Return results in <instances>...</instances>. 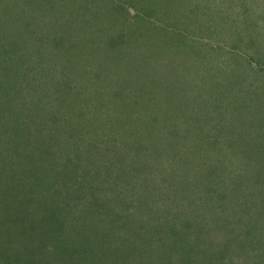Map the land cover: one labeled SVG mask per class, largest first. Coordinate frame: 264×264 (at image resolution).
Here are the masks:
<instances>
[{
    "label": "trees",
    "instance_id": "16d2710c",
    "mask_svg": "<svg viewBox=\"0 0 264 264\" xmlns=\"http://www.w3.org/2000/svg\"><path fill=\"white\" fill-rule=\"evenodd\" d=\"M64 1L12 0L11 7L0 6V255L4 256L0 264H40L39 254L50 249L46 263L48 260L54 264H224L236 245L246 255L252 254L254 264H264V227L260 226L264 223V134L257 132L255 139V132L239 134L229 124L247 105L244 92H253L249 93L252 100L261 101L264 91L241 88L233 97L226 89H219L221 79H215L212 86L204 83L195 94L184 68L201 61L202 55L195 54L198 49L186 51L191 54L192 64L182 67L178 53L171 50L170 42L164 41L165 31L155 25L158 20L163 21V12L157 17L150 8L146 12L148 19L143 17L144 25L151 27L150 34L162 36L152 40L145 37L146 48L151 42L154 52L144 49L143 53L142 49L139 59H131L128 91L134 98V119L144 123L151 139L144 143L142 136L126 134L121 138L124 144H116L113 133L118 130V123L104 119L98 123L104 134L87 139L79 136L81 144L77 148L73 144L77 134L74 128L80 122L94 120V105H107L102 93L97 100L86 98L79 103L82 97L74 91L81 82L79 74L98 66L100 72L113 71L103 68L106 54L99 52L107 47L113 55L120 49L118 43L123 42L129 22L128 10L120 3H129L137 11L143 6L142 0H72L71 7L63 6ZM159 5L162 10H174L177 3L167 0ZM60 16H65L67 23L73 19V30L67 27L63 33L58 32L53 52L40 63L42 45H47L40 41L42 35L61 29L55 25ZM91 50L95 52L90 53ZM50 58L56 59L57 66H45ZM143 66H148L147 70ZM222 69L212 70L220 76ZM199 70L209 79L214 72L206 73L203 64ZM121 79L126 80L127 76ZM61 89L65 92L62 98ZM118 90H124V86L118 84ZM64 101H68L69 108L59 110ZM73 110H77V115H72ZM199 112L214 117L208 118L203 134L209 147H213L214 163L205 164L201 159L203 150H197L187 166L191 171L181 175L189 187L177 192L175 186L163 182L167 175L174 177L183 145L190 149V133L197 123L204 122L205 116ZM120 125L130 126L125 122ZM253 126L250 129L255 131L258 127ZM85 144L86 152L94 150L103 155V163L78 174L85 162L78 153ZM128 145L129 151L122 148ZM170 150L174 158L167 161ZM161 152L166 153L165 159ZM75 158L82 164L80 169ZM156 159L158 163H154ZM238 160L246 164L241 168ZM235 164L239 165L237 169L232 167ZM247 168L253 172L247 174L248 183L244 186L237 179L246 176ZM88 175L90 178H85ZM216 176L219 184L214 188L212 178ZM251 176L254 179L250 180ZM179 182L176 180L175 184ZM192 189H197V194ZM234 194L241 198L235 200L234 206L246 215L243 220L241 216L236 219L235 213L227 209V203L229 207L231 204L229 196ZM254 199L258 206L256 215V210L251 212L242 206V200H247L243 203L246 205ZM223 201L222 211L218 205ZM90 215L100 222L94 235H87L80 228ZM123 220L127 223L112 231ZM101 226H108L112 232H101ZM78 240L85 244L79 251Z\"/></svg>",
    "mask_w": 264,
    "mask_h": 264
},
{
    "label": "rangeland",
    "instance_id": "374dc122",
    "mask_svg": "<svg viewBox=\"0 0 264 264\" xmlns=\"http://www.w3.org/2000/svg\"><path fill=\"white\" fill-rule=\"evenodd\" d=\"M134 1V0H132ZM141 0H138V2ZM142 0V6L143 8H140V5H138V9L140 8V11H137L134 7H131L129 3H120L123 5L124 8H126L127 16H128V24L125 26V33L123 42L118 43V46L120 47L119 51L116 52L118 55L117 58L115 57L113 59V55L116 56V54L112 55L107 51L106 48H100L99 53H105L106 58L103 68L105 69H113L110 73L106 74L104 70L101 72L99 71L101 69L100 66H98L95 70H89L84 71L81 74H79V80L81 81L77 86V88L74 90L75 92H78V95L82 97L80 102H85L86 98L97 100L99 99V93H102L104 97H106L107 105H100L99 107H96L94 105V109L92 107L91 114L95 115L94 120L91 119V121L87 122H80L75 128L74 131L76 134L73 144L78 145L81 144L80 137H84L87 139L89 136H93L94 134H104L99 129V124L103 122L104 119H109L112 121H116L118 123V130L115 131L113 134H116L115 143L118 144H124V141L121 139L126 134H134L135 136H142V141L144 143L149 142L151 139L149 137V134L144 130V123L142 125L135 120V116L133 114V105L134 102L130 93L128 91L129 88H131L130 85H128V71L131 68L130 65L131 59H139L141 56L139 55L140 51L144 49L145 51H150V53H153L152 50L153 44L151 42H148V46L146 48V44L144 43L145 37L152 40L154 37H161L160 34H150L152 32L151 27H147L144 25L146 22L145 18L146 12H150L151 9H154V14L157 17H160V12H163V21L158 20L155 22V25L163 28L165 31L164 35V41H167L171 43V46L173 48L172 51L178 53L177 58L182 64L181 66L184 67L185 63L192 64V58L191 54H187L186 51H192L195 49H198L199 52L195 53L197 55H202V60H198L197 63L193 61L194 65H192L190 68H184V71L187 72L189 75V79L191 82V88L192 91H195V94H197L203 86L204 83L206 86L211 85V81H214L215 79H221L217 87L219 89H226L229 92V95L231 94L233 97L235 96L234 92H239V90L242 88L246 89H258V91H264V0H174L177 3V6L174 10L167 9L162 10V5H159V3L165 4L167 0ZM144 2V5H143ZM1 7H11L12 0H4L3 2H0ZM68 4V7L72 6V0H65L63 2V6ZM136 4V3H134ZM136 7V6H135ZM67 8V7H66ZM64 12V10L62 9ZM70 10L66 12V16L69 15ZM87 13V11H86ZM89 15V13H87ZM141 17V18H140ZM145 17V18H143ZM148 19V18H147ZM59 22L55 23V25H59L61 29H54L50 30L49 34H43V38H41L42 44L44 42L47 45H42L41 50L43 51V56L40 58V63H44L47 58V54L53 52V44H56L57 39V33L66 31L67 27L71 30H73V24L71 19V23H67V19L65 16L59 17ZM151 21V20H150ZM68 24V25H67ZM78 24L80 26L81 22L78 21ZM77 24V25H78ZM76 24H74L75 27ZM154 25V26H155ZM19 26V25H18ZM21 28V26H19ZM18 28V30H19ZM64 28V29H63ZM46 27L44 28V32ZM147 33L149 35H147ZM61 33H59L60 35ZM143 35V37H141ZM180 36H183L182 39L176 43V39ZM43 39V40H42ZM55 41V43H54ZM160 41V39H159ZM161 43V42H160ZM194 46L195 48H193ZM45 49V50H44ZM116 49V48H115ZM55 51V50H54ZM90 53H94V50L89 51ZM207 57V61H205ZM51 61L46 62L48 66H53L55 64L57 66L56 59L50 58ZM128 60V61H125ZM83 60L81 61V63ZM201 64L205 66L206 73H212L210 75V79L208 78L207 74H202L203 71L199 70V67H201ZM200 65L199 67H197ZM146 70L148 66H143ZM217 67V70L222 67L223 69L220 70V76L217 75L215 70H212L213 68ZM85 79L83 78L85 76ZM60 74V72H59ZM124 76H127L126 80H122ZM65 77V76H64ZM59 79L62 81L64 79ZM136 77H138L136 75ZM205 77V78H204ZM69 77L66 76V79ZM83 78V79H82ZM131 78V77H129ZM132 79V78H131ZM210 80V83H209ZM118 84L121 86H124V90L119 91L118 90ZM234 85V89L232 90V86ZM61 88L65 87L61 85ZM70 91V90H69ZM244 91V90H243ZM248 91V90H247ZM48 89V94H49ZM64 90H60V96L61 98L64 97ZM249 93L253 92H244L243 94H246L243 96L245 98V102H247L246 107L242 108L241 111L238 113L239 116L233 117L232 121H230L229 124L231 128L234 129V132H239V134H247V133H253L256 134L257 132L259 134H264V98L261 101H253V97ZM52 94V93H51ZM64 106H67L69 108L68 101L65 102L62 106L59 107V110L63 109ZM64 108V109H67ZM93 110V111H92ZM67 111V110H65ZM77 110H73L72 115L76 114ZM200 113V112H199ZM256 114V115H255ZM237 115V114H236ZM200 116L204 117V122L199 125L197 123L196 128L192 131V128L188 131L192 134L190 138V149H187L186 145H183V152L180 155V161L178 162V168H176V173L173 174L174 177L169 176L167 174V179L163 182V184L173 185L177 189V192L180 190L187 189L188 183L185 182L184 176L186 175L187 171H191V168L188 170L189 161L192 159V157L195 155L197 150L202 149L204 153V157L201 158L205 162V164H211L214 163L213 157V147L211 144H208L205 138L203 137V134H206L205 128L208 123H206L209 119L213 120L214 117L207 116L205 112L200 113ZM209 118V119H208ZM238 120V121H237ZM121 122H125L126 126L125 128H122L120 125ZM99 123V124H98ZM129 123V124H128ZM254 126H253V125ZM151 124L152 129H155L156 126ZM250 126L258 127L255 131L250 129ZM72 125L69 126L71 128ZM91 128L93 129V132H90ZM135 132L131 133V131L135 130ZM250 129V130H249ZM63 131V130H62ZM103 131V130H102ZM157 133V129L154 130ZM247 132V133H246ZM92 133V134H91ZM255 137V136H254ZM255 139H258V137ZM117 141V142H116ZM248 141H250V137L248 138ZM102 141L99 140L98 143H101ZM251 142V141H250ZM250 144V143H249ZM88 144H85L84 147H80L78 155L81 156V161L83 162V170H81V163L77 161V158H75V164L78 166V169H80L78 174L81 171L87 170V168H91L92 165L96 168H98L96 165L102 164V157L101 154H95L96 151L91 150L86 152V147ZM251 145V144H250ZM79 147V146H78ZM77 147V148H78ZM122 148L126 151H129V145L128 146H122ZM157 146H154L153 149H156ZM174 148V147H173ZM205 148V149H204ZM112 151H114V148H112ZM163 151V150H161ZM254 155L251 157L252 159L255 158V151L253 148L250 150ZM88 154H86V153ZM163 155V159L166 158V153L161 152ZM109 155V153L107 154ZM113 157V156H112ZM111 157V158H112ZM110 158V159H111ZM174 158V153L172 150H170L169 159L167 161H171ZM194 158V157H193ZM206 159V160H205ZM154 163H158L159 161L153 160ZM166 161V162H167ZM236 163L242 166L246 164L245 161L238 160ZM253 164V163H252ZM230 165V164H228ZM239 165H233L232 167L237 169ZM249 168L254 170V166L249 164ZM96 169L94 168V171ZM193 171V170H192ZM230 172V171H227ZM238 173L241 172L240 168L237 170ZM236 172V173H237ZM252 172H250V169H245V177L244 174L242 175L243 178L237 179L239 181H243L245 186V182L248 181V176L250 174L252 175ZM184 175L181 178V175ZM159 175V173H158ZM215 176V175H214ZM164 177V176H163ZM233 177H236L234 174ZM79 178H82V176H79ZM78 178V179H79ZM85 178H90L88 175ZM239 178V177H237ZM250 180L254 179L252 176L249 178ZM177 181H180L179 184H175ZM236 181V180H235ZM81 184L87 185L86 183L82 182L80 180ZM212 183L214 185L212 187H217L219 184V178L216 176L212 178ZM248 183V182H247ZM175 184V185H174ZM187 191V190H186ZM195 194H197V189H192ZM194 193L191 194V196L194 198ZM189 194V193H188ZM102 195V194H101ZM100 195V196H101ZM106 195V194H105ZM238 195H230L229 196V203L230 207L227 203V209L230 212L235 213L236 219H238L241 216L240 220H243L245 214L242 215V213L239 211V207L234 206L236 204L235 200L240 201L241 198H236ZM249 196V195H248ZM182 200V199H181ZM187 201V200H185ZM247 200H242V206H247V210H251V212H254L257 214L258 206L256 200H248V203L245 205ZM84 202H89V199H85ZM218 202V199H217ZM123 205H119L118 208H122ZM225 207V201L220 203L218 205V208L223 211V208ZM226 209V210H227ZM208 212H212V210H208ZM210 214V213H209ZM88 217L87 220H85V225L82 223L80 225L81 232H84L87 235H94L98 232L95 231L97 228L99 222V218L96 216H86ZM127 222L123 220L122 223L115 224V229H112V231L117 230L119 225L126 224ZM129 224V223H128ZM101 225V224H100ZM261 227H264V223H260ZM246 229V228H245ZM99 230L101 232H112L110 231L108 226H101L99 227ZM92 231V232H91ZM264 234V233H263ZM243 239V238H242ZM243 241V240H241ZM77 249L78 251L85 247L84 241L78 240L77 241ZM260 249V247H258ZM5 250V249H2ZM247 251V250H246ZM51 255V249L44 252L42 251L41 254H39L40 264H54V262L46 263V258ZM248 252L246 255L244 252L240 251L238 249V246L236 245L234 250L231 249L229 258L226 257V261L224 264H254L256 261L253 259L252 254ZM4 256L0 255V262L2 261V258ZM43 259V260H42ZM42 260V261H41ZM214 261V260H213ZM38 262V261H37ZM34 263V264H37Z\"/></svg>",
    "mask_w": 264,
    "mask_h": 264
}]
</instances>
